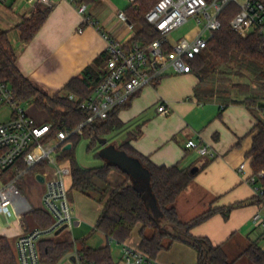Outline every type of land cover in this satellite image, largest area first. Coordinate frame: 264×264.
Returning a JSON list of instances; mask_svg holds the SVG:
<instances>
[{
    "label": "crops",
    "instance_id": "0c3cea01",
    "mask_svg": "<svg viewBox=\"0 0 264 264\" xmlns=\"http://www.w3.org/2000/svg\"><path fill=\"white\" fill-rule=\"evenodd\" d=\"M52 3L40 29L30 41L25 42L20 40L16 26L37 9L33 10L27 0H0V29L7 30L22 74L44 93L60 91L65 94L62 87L72 77L79 76L87 65H94L98 59L96 68H103L105 41L99 29L125 44L134 36L137 26L118 17V12L129 4L126 0H84L80 2L85 4L82 13L76 8V0L74 3L52 0ZM84 16H89L95 24L84 22ZM197 82L198 78L190 71H168L153 83L140 87L117 111L123 126L110 134L121 132L120 140L109 142L107 139V143L119 144L132 133L130 147L153 164L197 167L191 182L174 202L179 219L188 221L211 207H222L227 215L215 212L194 225L190 233L207 237L213 245L221 243L225 251L232 246L234 253L241 252L252 240L264 249V228L253 222L257 213L264 217V204L255 202L253 186L247 180L251 169L246 158L252 129L257 122L264 123V115L255 106L247 107L240 103L222 105L217 100L199 101L194 94ZM162 102L170 108L169 113L157 110ZM190 140L207 146L213 155H200L188 148L186 143ZM68 144L70 148L65 151L72 148L71 141L64 147ZM97 147L99 150L100 146ZM101 161L103 164L104 160ZM241 164L243 170L239 169ZM111 177L113 179H109ZM124 178V174L111 170L108 177L110 186L113 185L111 188ZM67 185L75 219V224L68 231L76 245L81 240L91 247L109 243L115 261L124 264L121 262L122 247L138 248L140 224L133 227L124 243L108 240L102 232L92 230L102 203L70 189L71 175ZM74 227L79 228V236L75 238L72 235ZM22 230H25V225L21 226L15 218L11 224L1 228L0 233L6 231L12 235L15 244ZM150 232V229L144 230L147 235ZM93 237L95 239L91 241ZM76 245L55 264H66L64 259L78 264L73 255ZM113 250H118L117 258ZM155 261L158 264H196L197 252L185 242L175 240L168 249L157 253Z\"/></svg>",
    "mask_w": 264,
    "mask_h": 264
},
{
    "label": "trees",
    "instance_id": "16d2710c",
    "mask_svg": "<svg viewBox=\"0 0 264 264\" xmlns=\"http://www.w3.org/2000/svg\"><path fill=\"white\" fill-rule=\"evenodd\" d=\"M84 0H76L80 3ZM157 0H135L128 4L124 11L127 20L137 26L134 36L123 44L125 50L134 44L145 47L151 40L159 36L152 24L146 21L145 13ZM50 8H38L28 19L17 24L21 41H30L42 26ZM235 3L227 4L219 13L220 26L209 38L205 48L194 57L186 59L190 72L197 78L194 94L199 101L217 100L222 105L240 103L247 107L264 108V38L257 32H251L242 37L229 25L230 19L237 13ZM170 45L167 44V47ZM107 58L105 53L102 61ZM98 59L94 65H87L79 76H74L62 87L63 92L47 94L36 87L25 77L17 66V59L9 41L7 30L0 29V80L8 83L22 102H32L43 110L47 118L44 123L51 124L50 135L59 130L72 131L86 116L78 108L77 102L87 98L103 77V69H97ZM73 94L78 101L68 99ZM125 105V104H124ZM123 106V105H122ZM121 106L112 109L107 117L94 119L86 123L81 134L74 132L69 135L72 148L61 153L60 160L68 161L71 172L70 189L78 190L102 203L101 211L92 230L102 232L108 240L124 243L133 227L140 224L141 239L138 249L148 257L155 259L157 253L168 249L173 241L179 240L192 246L197 252L196 264H237V258L244 256L250 264H264V249L256 240L249 241L235 258L229 259L222 244L213 245L207 237L194 236L190 229L199 222L210 217L215 212H222V207H211L188 221L178 217L174 202L177 196L187 188L194 173L191 167L156 165L134 151L129 141L134 134L116 144L148 170L149 178L146 189L142 181H134L122 172L116 165L106 161L98 166L84 168L74 157L75 144L80 139H87V150L98 144V138L105 137L113 130L123 126L117 111ZM251 134L250 148L246 153L251 169L250 175H258L257 183L261 194H255V202L264 204V123L257 122ZM99 157L98 151L95 153ZM39 165L29 168L26 172L32 175ZM111 170L124 174V180L111 188L108 177ZM198 170V168H197ZM196 170V171H197ZM152 198L159 216L156 223L153 211L148 204ZM25 231L34 227L45 229L53 221L52 216L43 207H33V210L23 217ZM150 229V234L144 233ZM76 245L68 230L58 234L44 235L37 242V248L42 261L55 264L65 253ZM78 264H118L113 258L109 243L91 247L81 240L76 245ZM0 264H18L16 254L7 236L0 234Z\"/></svg>",
    "mask_w": 264,
    "mask_h": 264
},
{
    "label": "built area",
    "instance_id": "2783aa9c",
    "mask_svg": "<svg viewBox=\"0 0 264 264\" xmlns=\"http://www.w3.org/2000/svg\"><path fill=\"white\" fill-rule=\"evenodd\" d=\"M75 2V0H69ZM133 4L135 0H126ZM33 10L51 8L52 0H27ZM235 3L237 13L230 19L229 25L240 36L245 37L257 32L264 38V0H157L145 13V19L158 31L159 36L145 47L134 44L125 50L123 44L111 34L99 29L105 41V59L103 77L85 99L79 100L73 94L68 99L77 102L86 116L72 130H59L50 135V123L36 122L22 107L10 85L0 80V109L8 107L7 118L0 121V215L12 214L21 226L23 217L33 210L32 205L22 195L16 184L21 175L39 165L33 176L43 177L44 186L41 195L42 207L50 213L52 223L45 229L34 227L20 233L15 240V254L18 264H48L41 260L37 248L38 240L44 235H53L63 224V230H70L75 224L72 207L68 199L67 179L70 178L68 161L60 160L69 135L81 134L82 127L94 119H103L117 106L124 105L130 96L140 87L153 83L168 71L185 73L189 70L186 59L194 57L206 47L213 32L219 28L218 15L229 3ZM79 13L85 4H75ZM118 17L126 20L124 10ZM189 19L201 24L200 30L191 38L179 37L170 41L168 35ZM84 22L95 24L89 16ZM167 44L170 46L167 47ZM264 44V42H263ZM157 110L167 114L170 108L162 102ZM264 115V108L260 110ZM188 148L200 155H213L205 145L190 140ZM243 164L239 169L243 170ZM258 175L248 177L256 195L261 194L257 183ZM253 222L264 228V217L257 213ZM76 260L77 253H73ZM121 262L124 264H158L138 248L127 245L122 247Z\"/></svg>",
    "mask_w": 264,
    "mask_h": 264
},
{
    "label": "rangeland",
    "instance_id": "374dc122",
    "mask_svg": "<svg viewBox=\"0 0 264 264\" xmlns=\"http://www.w3.org/2000/svg\"><path fill=\"white\" fill-rule=\"evenodd\" d=\"M201 28V24H198L195 20L189 19L187 22L182 24L177 29L173 30L169 35V39L171 41L176 40L179 37H186L191 38L195 33H197ZM24 110L38 123H42L46 120L47 115L43 110H40L36 107V105L32 102H22L21 103ZM9 112L8 107H3L0 109V121L7 118V114ZM109 142H118L121 138V132H113L112 134H108L105 136ZM87 139H80L74 147V157L77 161V163L80 166H83L85 168L97 166L102 163L101 159L95 156L96 151H98V147H95L93 149L87 150ZM113 179V177L109 178ZM16 184L19 187L22 195L28 200V202L32 205V207H40L41 204V195L43 191V184L36 180L35 176H33L31 173L26 172L21 177L16 180ZM113 186V185H111ZM28 214V213H26ZM25 214V215H26ZM15 220V216H6V215H0V229L4 228L7 224H11ZM79 228L74 227L72 231L73 237H77ZM90 231V229L88 230ZM23 232V230H22ZM1 234V233H0ZM4 235H7L11 246L15 252V244H14V237L12 235H8V233L5 231L3 233ZM93 241L95 237L91 238ZM117 247V246H116ZM227 254L229 256V259L235 258L237 255L240 254L238 251L237 253H234L232 246L229 248H226ZM118 251V250H117ZM117 251L113 250L114 257L117 258L116 254ZM64 263L66 264H74L73 262H68L64 259ZM237 264H250L247 259L244 256H239L237 258Z\"/></svg>",
    "mask_w": 264,
    "mask_h": 264
},
{
    "label": "water",
    "instance_id": "95a60500",
    "mask_svg": "<svg viewBox=\"0 0 264 264\" xmlns=\"http://www.w3.org/2000/svg\"><path fill=\"white\" fill-rule=\"evenodd\" d=\"M98 144L100 146V149L98 150V154L101 159L104 161L116 165L122 172L128 174L131 179H134V181H142L144 180V187L148 189L147 183L149 178V172L148 170L139 162V160L133 156L128 155L123 150H120L116 148L114 143H107V138L102 137L98 138ZM70 148V145H66L64 149ZM197 167H192L190 169L191 173L196 172ZM35 178L43 182V177L39 174H36ZM143 182V181H142ZM148 204L153 211V216L155 218V221L157 224H159V216L160 214L157 213L155 209V204L152 198L148 197ZM66 227L65 224L60 226L57 230H55L54 234H58Z\"/></svg>",
    "mask_w": 264,
    "mask_h": 264
}]
</instances>
